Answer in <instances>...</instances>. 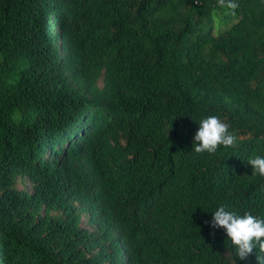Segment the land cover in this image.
<instances>
[{
  "label": "trees",
  "instance_id": "trees-1",
  "mask_svg": "<svg viewBox=\"0 0 264 264\" xmlns=\"http://www.w3.org/2000/svg\"><path fill=\"white\" fill-rule=\"evenodd\" d=\"M0 0V264H257L264 0ZM218 116L235 148L195 153Z\"/></svg>",
  "mask_w": 264,
  "mask_h": 264
},
{
  "label": "clouds",
  "instance_id": "clouds-1",
  "mask_svg": "<svg viewBox=\"0 0 264 264\" xmlns=\"http://www.w3.org/2000/svg\"><path fill=\"white\" fill-rule=\"evenodd\" d=\"M229 8L237 5L233 0H219ZM237 137L229 132V126L218 116L210 115L199 121V128L193 137L195 153H216L221 146L235 148ZM247 163L252 166V175L264 177V156L250 157ZM213 229H223L227 239L235 248V255L247 260L256 253L257 264H264V217L245 212L243 215L219 206L210 221Z\"/></svg>",
  "mask_w": 264,
  "mask_h": 264
}]
</instances>
